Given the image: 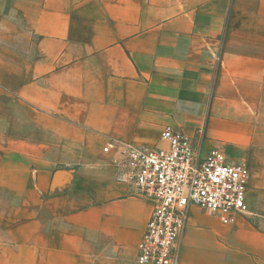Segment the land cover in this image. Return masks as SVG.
Here are the masks:
<instances>
[{"label": "crops", "instance_id": "0c3cea01", "mask_svg": "<svg viewBox=\"0 0 264 264\" xmlns=\"http://www.w3.org/2000/svg\"><path fill=\"white\" fill-rule=\"evenodd\" d=\"M166 128L249 173L180 264H264V0H0V264H134L153 206L103 148Z\"/></svg>", "mask_w": 264, "mask_h": 264}, {"label": "built area", "instance_id": "2783aa9c", "mask_svg": "<svg viewBox=\"0 0 264 264\" xmlns=\"http://www.w3.org/2000/svg\"><path fill=\"white\" fill-rule=\"evenodd\" d=\"M116 179L153 206L134 264H180V241L192 206L229 223L247 214L248 169L212 148L203 150L179 129H164L153 146L109 142Z\"/></svg>", "mask_w": 264, "mask_h": 264}]
</instances>
